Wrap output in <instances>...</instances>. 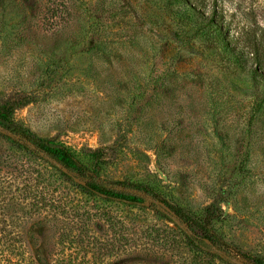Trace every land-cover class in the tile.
Listing matches in <instances>:
<instances>
[{
  "label": "rangeland",
  "instance_id": "obj_1",
  "mask_svg": "<svg viewBox=\"0 0 264 264\" xmlns=\"http://www.w3.org/2000/svg\"><path fill=\"white\" fill-rule=\"evenodd\" d=\"M187 1L223 33L171 0H0V104L17 103L20 126L66 145L90 169L87 154L101 151L97 181L144 201L87 197L0 130V264L19 263L14 237L52 264L64 249L54 227L75 207L89 226L80 233L74 220L73 249H111L107 217L137 238L171 228L167 210L131 185L195 213L218 205L228 249L264 258V79L253 74L264 77V0ZM151 249L139 254L147 264L192 258ZM232 263L252 264L236 254Z\"/></svg>",
  "mask_w": 264,
  "mask_h": 264
},
{
  "label": "trees",
  "instance_id": "obj_2",
  "mask_svg": "<svg viewBox=\"0 0 264 264\" xmlns=\"http://www.w3.org/2000/svg\"><path fill=\"white\" fill-rule=\"evenodd\" d=\"M171 2L173 5L177 4L183 7L182 9L185 11V16L188 20L196 19L214 35L223 33L222 25L219 21L216 23L215 17H207L198 10L191 8L187 5V0H171ZM231 54L234 55L236 53L231 51ZM260 69L262 70V68ZM253 74L259 75L260 78L264 79L263 75L258 71H254ZM19 108V105L12 101L0 104V130L31 146L36 156L40 155L55 164L57 167L53 165L52 167L60 173L62 178L72 183V186L79 190L78 192L107 203L119 202L133 207H139L143 204L144 201L141 198L111 189L97 181L95 176L99 175L100 170L98 164L105 158L101 151H90L87 154L88 158L94 162V168L90 169L66 145L55 140L40 139L20 126L14 118L15 112ZM14 144L19 146V148L29 150L27 147L24 148L17 143ZM90 175L92 177H89ZM74 176H79L84 181L76 183L74 182ZM131 188L145 193L148 197L160 203L169 213L168 220L173 226L165 229L155 226L142 229L140 230V236L137 238L136 233L130 234V229L125 228L120 223L122 221H115L116 218L107 217L104 221L111 225L116 236L111 244V249H89V251L88 249H73V244L70 240L68 241V238H73L74 229L70 228L75 227L76 223L73 224L74 220H79L77 221L79 226L75 228L80 233L85 230L86 225L89 226L87 222L80 221L79 209L75 207L72 212L74 215L73 219L65 223L64 226L55 225L54 227L59 232L57 237L59 243L57 245H62L64 249H57L54 256L52 254V264H125L123 259L132 257H135V261L133 263L131 261L130 264H147L146 259L139 255L140 252L156 254V250L151 248L157 246L168 248L164 249V254L170 253V251H177L184 257L191 255L192 258L186 259L187 262L183 264H235L232 263L233 254L242 256L252 264H264V258H251L247 255L236 253L237 251H234V249H228V243H225L224 235L220 230V226L224 222V213L218 205L213 204L202 212L195 213L182 207L173 199H168L154 187L131 185ZM1 238L4 237L1 236ZM14 238L16 245L21 242L19 247L21 249H15V252L21 258L18 264H42L36 261L26 249H22L23 241L20 240L23 237ZM2 242L6 244V241ZM79 243L82 245V239ZM81 254H83V257H81ZM90 254H93L92 257H90ZM46 264H49V262Z\"/></svg>",
  "mask_w": 264,
  "mask_h": 264
}]
</instances>
